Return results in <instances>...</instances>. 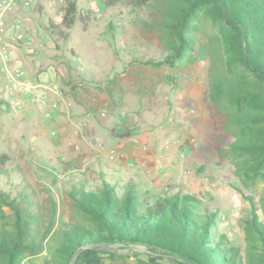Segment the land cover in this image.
Masks as SVG:
<instances>
[{
	"label": "rangeland",
	"instance_id": "1",
	"mask_svg": "<svg viewBox=\"0 0 264 264\" xmlns=\"http://www.w3.org/2000/svg\"><path fill=\"white\" fill-rule=\"evenodd\" d=\"M161 4L162 0H150L143 7L125 0L112 6L104 2L95 15L91 12L95 0H77L78 17L66 38L62 36L66 31L59 34L50 28L53 12L44 4L18 13L31 38L19 50L27 63L59 65L69 83L83 87L92 70L99 68L104 76L98 86L111 100L117 95L129 116L123 122L126 131L112 135L113 146L123 145L120 154L109 158L100 142L92 149L86 144L75 150L71 139L55 136L41 118L49 109L38 111L32 97L20 105L17 95L10 103L0 92V155L6 157L0 163V191L26 200L38 218L39 234L48 230L47 242H54L65 227L87 224L72 206L74 190L98 192L107 182L121 197L128 182L134 181L141 193H150L149 202L166 187L196 196L216 213L218 229L232 244L244 245L242 227L249 204L223 182L231 176L217 150L223 119L208 97L212 66L208 40L218 27L200 13L192 34L197 44L173 65L162 63L166 47L158 30ZM82 10L87 14L81 15ZM199 45L205 53L199 52ZM119 114L115 118L121 120ZM1 215L7 218L11 213L3 207V221ZM133 249L138 253L119 250L127 257L104 258L105 264H169L151 261L142 247Z\"/></svg>",
	"mask_w": 264,
	"mask_h": 264
},
{
	"label": "trees",
	"instance_id": "2",
	"mask_svg": "<svg viewBox=\"0 0 264 264\" xmlns=\"http://www.w3.org/2000/svg\"><path fill=\"white\" fill-rule=\"evenodd\" d=\"M76 1H67L60 23L49 19L57 33L66 31L64 38L78 17ZM118 1L105 0V5ZM149 1L125 0L135 7L148 6ZM159 9L158 30L166 47L162 63L170 66L197 44L192 34L200 13L218 27L208 40V97L223 119L217 150L231 171L223 182L249 204L243 247L218 229L216 213L196 196L166 187L149 202L150 193H141L129 180L121 197L107 182L98 192L74 190L72 206L87 224L65 227L54 242L45 241L48 230L39 234L38 218L26 200L0 191V208L11 213L9 221L1 215L0 264H70L75 255L73 264H105L104 258L127 257L119 250L137 254V247L153 262L264 264V0H162ZM199 47L200 53L206 52ZM5 159L0 155L1 164ZM101 245L114 251L99 249Z\"/></svg>",
	"mask_w": 264,
	"mask_h": 264
},
{
	"label": "crops",
	"instance_id": "3",
	"mask_svg": "<svg viewBox=\"0 0 264 264\" xmlns=\"http://www.w3.org/2000/svg\"><path fill=\"white\" fill-rule=\"evenodd\" d=\"M20 11L21 9L16 15H19ZM12 15L10 13L5 18L8 28L0 37V50L4 49L9 55L10 61L7 69L20 83V90L23 92V94L19 93L21 101L25 103L31 98L29 93L34 94L39 91L41 101L35 102L32 106L38 111L49 109L41 118L52 129L55 136L61 135L71 139L75 150L85 147L86 144L92 149L94 142H100L104 144L103 148L107 149L105 156L112 158L110 152L115 147L111 144L114 140L112 135L116 136L126 131L123 122L129 116L124 114L128 112L122 109V103L117 95L111 100L105 90L98 86L101 81L100 77L104 75L99 68L97 71L92 70L86 86L83 87L80 84L75 85L72 81L69 83L68 75L59 65L48 64L45 67H32V62L27 63L26 59L19 54L21 47L12 44L11 34L13 33L9 28L13 20ZM23 28L25 30L24 24ZM68 64L73 66L72 63ZM99 65L97 64V67ZM78 74H81L80 70ZM96 81L97 83H94ZM53 104L56 105L55 108ZM116 112H120L121 120L115 118ZM121 121L122 124H119ZM128 150L126 149L125 152H129Z\"/></svg>",
	"mask_w": 264,
	"mask_h": 264
},
{
	"label": "built area",
	"instance_id": "4",
	"mask_svg": "<svg viewBox=\"0 0 264 264\" xmlns=\"http://www.w3.org/2000/svg\"><path fill=\"white\" fill-rule=\"evenodd\" d=\"M67 1L71 0H0V37L5 34L7 24L5 22V18L8 14H13V20L10 25V29L14 34L12 37V44L17 46H27L31 40L30 36L25 33L23 28L22 20L19 15H16L18 10L31 8L34 6L45 5V7L53 12V19L55 23H60L65 14V6ZM96 5L93 8L92 13L97 15L100 12V5H104L105 0H95ZM87 12V11H86ZM85 11L82 10V15H86ZM29 50V49H28ZM10 61L8 53L4 50H0V92H2L5 99H7L10 103L15 98L16 104H23V100L21 101V97L19 93H22L20 90V83L14 79L11 73L7 69V65ZM26 94V92H24ZM61 94V93H59ZM33 100L38 103L41 100L40 95H34L29 93ZM25 96V95H24ZM53 108L56 107L55 104L52 105ZM122 144L117 143L115 148L111 150V157H115L117 154H120L122 149ZM122 156V155H121ZM130 166H133V163H130Z\"/></svg>",
	"mask_w": 264,
	"mask_h": 264
},
{
	"label": "water",
	"instance_id": "5",
	"mask_svg": "<svg viewBox=\"0 0 264 264\" xmlns=\"http://www.w3.org/2000/svg\"><path fill=\"white\" fill-rule=\"evenodd\" d=\"M88 248H96L95 245H90L88 246ZM99 249H107V250H110V251H114V248L112 247H109V246H106V245H101V246H98ZM78 253V252H77ZM75 258H76V255L74 256L73 260L71 261L70 264H73L74 261H75Z\"/></svg>",
	"mask_w": 264,
	"mask_h": 264
}]
</instances>
